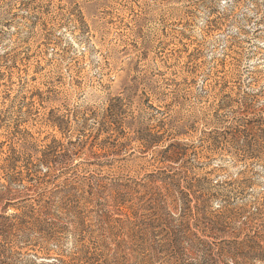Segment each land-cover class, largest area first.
<instances>
[{
	"label": "rangeland",
	"instance_id": "374dc122",
	"mask_svg": "<svg viewBox=\"0 0 264 264\" xmlns=\"http://www.w3.org/2000/svg\"><path fill=\"white\" fill-rule=\"evenodd\" d=\"M0 196V264H264V0H0Z\"/></svg>",
	"mask_w": 264,
	"mask_h": 264
},
{
	"label": "trees",
	"instance_id": "16d2710c",
	"mask_svg": "<svg viewBox=\"0 0 264 264\" xmlns=\"http://www.w3.org/2000/svg\"><path fill=\"white\" fill-rule=\"evenodd\" d=\"M174 145H169L167 147H165V149L163 150V154L165 153H169L171 148H173ZM164 159H169L167 161H171V157H167ZM41 160V159H39ZM6 166L7 168H9L11 166L10 162H8L9 160L6 159ZM40 163L43 162L39 161ZM45 163V162H44ZM116 187H120L119 185H116ZM129 187L127 186H123L121 187V193H119L118 198H119V203L121 204V198H129L130 196V190H128ZM10 193V192H9ZM63 194H69L68 190L64 191ZM6 196H0V201H2L3 199H5ZM16 200L14 198H7L6 201V205L4 206V208L2 210L7 211V208L12 207L15 208L18 204L17 202H15ZM123 202H125V200H123ZM17 211L21 210V208H15ZM39 213L41 214H50L49 212V207H44L42 208V210H38ZM22 214H18V213H13V214H9L7 216H0V226L3 227V234L2 235H6L8 236V232L15 229V228H19L20 225L22 224V217L24 216ZM136 214V212L134 213ZM251 222L255 221L254 219L250 220ZM117 222H121V229L124 230V232L126 233V237L127 238H133L139 236H143V234L141 232H145V230L147 231L148 225L147 224H141L138 223L136 220H129L126 219L124 222L122 221H117ZM210 224L213 226L212 231L215 230L217 232H221V230H219V228L217 227L219 225V219H210ZM17 225H19L17 227ZM151 226V224H150ZM225 235V234H224ZM262 239L264 242V235L263 236H258V234L250 236L249 238H246V240L243 242V246L247 249L246 252H244V254L240 253V259H246L249 260H256L259 262H263L264 263V246H261L260 243L258 242V239ZM128 243V241H127ZM236 256V255H235ZM237 258V256L235 257Z\"/></svg>",
	"mask_w": 264,
	"mask_h": 264
}]
</instances>
